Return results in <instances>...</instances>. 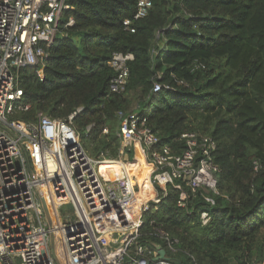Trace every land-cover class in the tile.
I'll return each mask as SVG.
<instances>
[{
    "label": "trees",
    "instance_id": "trees-1",
    "mask_svg": "<svg viewBox=\"0 0 264 264\" xmlns=\"http://www.w3.org/2000/svg\"><path fill=\"white\" fill-rule=\"evenodd\" d=\"M136 1L66 0L43 66L18 71L30 107L11 118L76 112L72 125L95 158L117 156L119 111L144 115L160 143L177 151L185 131L212 136L214 203L198 192L180 208L169 185L143 230L154 219L177 237L181 250L169 259L179 264H264V0H151L148 15L133 19ZM114 52L133 54L122 93L109 91ZM131 93L139 95L136 110Z\"/></svg>",
    "mask_w": 264,
    "mask_h": 264
},
{
    "label": "built area",
    "instance_id": "built-area-1",
    "mask_svg": "<svg viewBox=\"0 0 264 264\" xmlns=\"http://www.w3.org/2000/svg\"><path fill=\"white\" fill-rule=\"evenodd\" d=\"M151 6V0H137L133 19L148 15ZM67 7L66 0H0V264H179L169 259L181 250L179 239L154 219L144 231L146 214L157 210L169 185L179 191L180 208H188L198 192L214 203L212 136L185 131L177 151L160 143L144 115L119 111L117 156L95 158L72 125L76 112L65 119L38 113L34 122L11 118L30 107L18 71L43 66L44 47L60 32L58 20ZM132 23L123 20L130 32ZM72 24L69 18L65 26ZM132 59V53L112 54L110 92L125 91ZM159 89L156 83L153 91ZM137 144L148 166L143 180L127 169L140 165ZM100 163L113 165L116 174L101 171ZM199 220L207 225L209 213L200 211Z\"/></svg>",
    "mask_w": 264,
    "mask_h": 264
},
{
    "label": "bare ground",
    "instance_id": "bare-ground-1",
    "mask_svg": "<svg viewBox=\"0 0 264 264\" xmlns=\"http://www.w3.org/2000/svg\"><path fill=\"white\" fill-rule=\"evenodd\" d=\"M137 147H139V148H137ZM135 155H137L138 157H140V158H138V157L136 156L137 159H139V163L141 164V168H140V165H139V167H137V169H135L133 166H131V164H133V163H130V164L127 165V169H128L129 171L134 172V173L138 176V178H139L140 180H143V178H145V176H146V174H147V172H148V166H147V164L143 161V153H142V150H141V148H140V146H139L138 144L136 145V152H135ZM136 164H137V163H136ZM99 166H100L101 171H102L103 169H105V170L110 171V173H111L112 175L116 174V171H115L116 168H115V169H111V168H114L113 165L108 166V165H105V164H103V163H100ZM135 166H136V165H135ZM112 170H113V171H112Z\"/></svg>",
    "mask_w": 264,
    "mask_h": 264
},
{
    "label": "rangeland",
    "instance_id": "rangeland-1",
    "mask_svg": "<svg viewBox=\"0 0 264 264\" xmlns=\"http://www.w3.org/2000/svg\"><path fill=\"white\" fill-rule=\"evenodd\" d=\"M129 98H130V100H131V104H130V106H131V109L130 110H136V108H137V104H138V100H139V95H137L136 93H131V94H129ZM137 156V155H136ZM138 157V156H137ZM138 158H140V157H138ZM135 165L136 164H131V166H133L134 168H135ZM109 166V165H108ZM140 168H141V164H140ZM135 169H137V168H135Z\"/></svg>",
    "mask_w": 264,
    "mask_h": 264
},
{
    "label": "water",
    "instance_id": "water-1",
    "mask_svg": "<svg viewBox=\"0 0 264 264\" xmlns=\"http://www.w3.org/2000/svg\"><path fill=\"white\" fill-rule=\"evenodd\" d=\"M158 249H159L160 257H163L165 253L164 249L161 246H158Z\"/></svg>",
    "mask_w": 264,
    "mask_h": 264
},
{
    "label": "crops",
    "instance_id": "crops-1",
    "mask_svg": "<svg viewBox=\"0 0 264 264\" xmlns=\"http://www.w3.org/2000/svg\"><path fill=\"white\" fill-rule=\"evenodd\" d=\"M137 148H139V147H137Z\"/></svg>",
    "mask_w": 264,
    "mask_h": 264
}]
</instances>
